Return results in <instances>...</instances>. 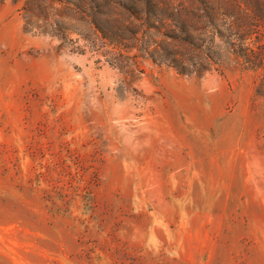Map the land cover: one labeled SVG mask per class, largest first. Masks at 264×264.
I'll use <instances>...</instances> for the list:
<instances>
[{
    "label": "rangeland",
    "instance_id": "rangeland-1",
    "mask_svg": "<svg viewBox=\"0 0 264 264\" xmlns=\"http://www.w3.org/2000/svg\"><path fill=\"white\" fill-rule=\"evenodd\" d=\"M19 7L0 3V264H264L258 72L133 80Z\"/></svg>",
    "mask_w": 264,
    "mask_h": 264
},
{
    "label": "trees",
    "instance_id": "trees-1",
    "mask_svg": "<svg viewBox=\"0 0 264 264\" xmlns=\"http://www.w3.org/2000/svg\"><path fill=\"white\" fill-rule=\"evenodd\" d=\"M12 1L25 32L75 49L80 40L101 46L133 80L146 60L200 77L234 61L258 72L255 93L264 99V0Z\"/></svg>",
    "mask_w": 264,
    "mask_h": 264
}]
</instances>
